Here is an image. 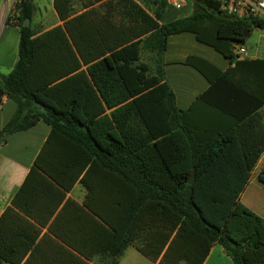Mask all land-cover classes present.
<instances>
[{
    "label": "trees",
    "instance_id": "obj_1",
    "mask_svg": "<svg viewBox=\"0 0 264 264\" xmlns=\"http://www.w3.org/2000/svg\"><path fill=\"white\" fill-rule=\"evenodd\" d=\"M73 2L52 0L61 23L38 33L21 25L33 15L32 0H14L4 22L18 29L16 59L0 74V95L14 102L0 145L40 119L50 130L29 173L44 169L39 158L48 151L63 172L85 169L81 181L90 192L85 178L95 175V243L89 251L73 248L86 259L103 256L100 264H116L128 243L150 261L159 256L157 264H200L217 243L232 264H264V219L239 200L264 147V93L234 109L208 99V89L196 100L229 122L210 125L191 118L193 106L175 105L162 59L167 35L180 31L232 57V47L264 20L235 18L214 0H189L188 14L167 22H160L166 0H82L79 13ZM142 50L152 54V65L140 59ZM234 88L251 94L239 82ZM35 235L7 207L0 264H19L27 251L33 256ZM28 257L22 264H32ZM55 260L46 264H88L72 253Z\"/></svg>",
    "mask_w": 264,
    "mask_h": 264
},
{
    "label": "crops",
    "instance_id": "obj_2",
    "mask_svg": "<svg viewBox=\"0 0 264 264\" xmlns=\"http://www.w3.org/2000/svg\"><path fill=\"white\" fill-rule=\"evenodd\" d=\"M13 1L0 0V74H6L16 59L18 29L4 22ZM32 2L35 10L29 24L38 33L61 23L54 12L52 0ZM38 5H41L42 10ZM190 9L189 0L178 9L167 5L164 12L168 11V14L165 16L163 12L160 22L185 16ZM45 15H48L46 23ZM240 45L245 53H232L233 56L228 57L198 41L193 32L180 31L167 35L162 55L163 71L174 94L175 105L180 109L193 106L189 111L191 118L198 116L206 119L205 122L210 125L213 123L224 128L229 124L228 120L206 108L203 102L197 101L200 94L210 89L207 98L228 108L240 109L255 104L261 98V92L264 93V48L246 47L245 43ZM188 57L193 64L186 62ZM217 73L224 75L219 77ZM211 82H214L213 86ZM238 82L251 92L250 96L234 88ZM13 110L14 102L1 94L0 127ZM258 110L264 126V102ZM49 130V125L39 119L29 128L9 134L0 145V215L7 207H11L36 233L32 248L36 246L37 251L33 256L31 251H27L19 264L28 256H31L28 258L32 264H46L57 261L55 259L66 261L68 253L79 256L88 264L104 263L105 258L101 255L93 254L86 259L73 248L76 246L82 251H89L95 243L89 238L93 235V231L90 234V230H93L92 218L99 220L95 212H101V190L97 185L95 189V175L92 173L91 178H85L87 183L91 179L90 192L81 181L85 169L76 175L73 169L71 172H63V167L51 159L48 151L39 158V165L48 173L44 169L29 173ZM263 172L264 147L239 194L240 202L264 219V182L259 180V176H264ZM14 197L15 203L12 204ZM158 259L159 256L150 261L133 244L128 243L116 264H157ZM200 264L232 263L220 245L215 243L210 246Z\"/></svg>",
    "mask_w": 264,
    "mask_h": 264
},
{
    "label": "built area",
    "instance_id": "obj_3",
    "mask_svg": "<svg viewBox=\"0 0 264 264\" xmlns=\"http://www.w3.org/2000/svg\"><path fill=\"white\" fill-rule=\"evenodd\" d=\"M218 2L221 10L235 18H252L264 20V0H214ZM167 5L173 8H182L186 0H166ZM8 12V11H7ZM233 54H244V48L234 45L231 49Z\"/></svg>",
    "mask_w": 264,
    "mask_h": 264
},
{
    "label": "rangeland",
    "instance_id": "obj_4",
    "mask_svg": "<svg viewBox=\"0 0 264 264\" xmlns=\"http://www.w3.org/2000/svg\"><path fill=\"white\" fill-rule=\"evenodd\" d=\"M81 1L82 0H74L73 2L74 11L81 9ZM44 5L45 4H43V6ZM38 8L42 10L41 5H38ZM164 14L166 16L168 14V11H165ZM47 16L48 15H45L44 23H46V21L48 20ZM163 19H165V17ZM243 43H245L246 47H251V48L258 47L259 49L264 48V26L253 28ZM140 59L152 65V54H150L149 52L142 50L140 54Z\"/></svg>",
    "mask_w": 264,
    "mask_h": 264
},
{
    "label": "water",
    "instance_id": "obj_5",
    "mask_svg": "<svg viewBox=\"0 0 264 264\" xmlns=\"http://www.w3.org/2000/svg\"><path fill=\"white\" fill-rule=\"evenodd\" d=\"M29 24V19L28 18H24L21 22L22 26H27ZM193 179V170L191 171V174L189 176V179L187 180V183H191Z\"/></svg>",
    "mask_w": 264,
    "mask_h": 264
}]
</instances>
